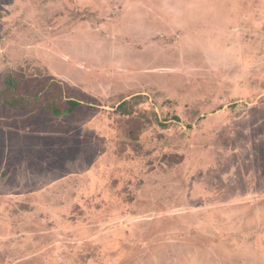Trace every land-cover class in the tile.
Returning <instances> with one entry per match:
<instances>
[{
    "label": "rangeland",
    "instance_id": "374dc122",
    "mask_svg": "<svg viewBox=\"0 0 264 264\" xmlns=\"http://www.w3.org/2000/svg\"><path fill=\"white\" fill-rule=\"evenodd\" d=\"M9 75L0 264H264V0H0Z\"/></svg>",
    "mask_w": 264,
    "mask_h": 264
},
{
    "label": "trees",
    "instance_id": "16d2710c",
    "mask_svg": "<svg viewBox=\"0 0 264 264\" xmlns=\"http://www.w3.org/2000/svg\"><path fill=\"white\" fill-rule=\"evenodd\" d=\"M17 81L12 77V75H9L5 82H4V88L0 90V99L7 104L9 107L12 108H24V109H30L31 106L34 107V100L30 98H26L24 96L19 97L13 96V93L17 92ZM48 90V89H47ZM11 95V96H10ZM58 96H55L53 100H49L48 102H45L42 104L41 102H38V107L41 110H44L48 113H50L52 116L60 117L67 114H72L75 112V110L80 107V102L77 100H71V99H65L66 101L58 102L59 98ZM0 100V101H1ZM58 102V103H57ZM124 103H121L118 108L122 107Z\"/></svg>",
    "mask_w": 264,
    "mask_h": 264
}]
</instances>
